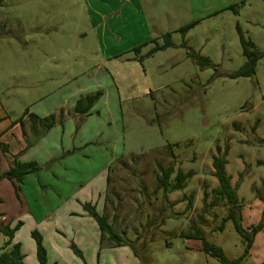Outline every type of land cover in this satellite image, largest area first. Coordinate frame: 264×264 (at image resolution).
<instances>
[{"label": "rangeland", "instance_id": "rangeland-1", "mask_svg": "<svg viewBox=\"0 0 264 264\" xmlns=\"http://www.w3.org/2000/svg\"><path fill=\"white\" fill-rule=\"evenodd\" d=\"M239 35L260 57L252 76L230 78L246 62ZM50 110L52 134L70 121V147L31 176L57 175V191L30 194L36 204L24 216L7 196L0 206V229L24 223L28 256L36 227L46 264H221L202 240L242 257L230 206L214 192L217 147L218 156L227 149L236 222L244 232L264 227V0H0V116L30 125L27 114ZM170 167L171 184L179 170L191 177L164 194L157 178ZM46 190L58 207L43 209ZM196 233L202 240L184 236ZM242 264H264V228Z\"/></svg>", "mask_w": 264, "mask_h": 264}, {"label": "trees", "instance_id": "trees-1", "mask_svg": "<svg viewBox=\"0 0 264 264\" xmlns=\"http://www.w3.org/2000/svg\"><path fill=\"white\" fill-rule=\"evenodd\" d=\"M192 25L186 26L182 28V31H185L189 28H191ZM166 37H168L166 35ZM240 44L243 49V55L246 58L245 64L236 72H233L228 75L230 78H240V77H250L254 74L256 62L259 59V54H257L254 51V48L250 42H247L242 35H239ZM192 59L195 60L198 64H202L203 66H207L209 63L206 59H198L194 54L191 55ZM98 94H96L93 97H87L86 106L82 110V105H80V102L76 105L75 110L85 112L87 111L95 99H97ZM26 115V113H25ZM35 117L31 116L29 119L32 121ZM21 120H17L13 123H21ZM47 121L45 119L44 121H40L39 123L43 124ZM48 126L50 124H45ZM3 150L6 151L5 148ZM217 155L212 157V169H213V177L217 180L218 188L214 191L215 194L221 198L222 200L226 201V204L230 206L227 219L233 220L235 224V230L236 232L242 237V239L245 241V254L237 258L235 260H229L225 257L223 254L221 248L209 244L206 241L202 240L201 237L196 234H188L184 235L186 238H194V239H201L202 240V249L201 251L204 252L206 255H209L212 258L217 259L221 264H242L243 260L245 259V256L248 254L249 249L251 248V245L253 243V240L255 236L263 230V224L260 222L258 225L252 227L249 232H244L240 225L235 220V206L237 203V194L236 189L231 185V179L226 174V153H222V156H218V154H221V150L219 147L216 148ZM42 168L41 166L37 165L36 163H27V164H14L6 173L0 175V181L3 179L8 180L12 183L15 192L17 194V185L22 183V181L28 176L29 174H36L38 171H40ZM173 174V168L170 167L166 171L161 172V176L157 178L158 182V188L162 189L165 193H171L173 191L181 190L183 189L186 181L191 177V173H183L182 171H178L173 183L171 184L169 182L171 176ZM191 204L188 205V208H190ZM89 215L96 221L99 230L101 234H107L108 238L111 241H115V246H121L122 240L120 236L114 232V230L111 228V226L107 223V220L105 216H100L96 213L94 208L89 206ZM264 215V212L262 213ZM22 226V223H18L13 228L4 227L0 229V233H2L5 237H7V241L4 244V249L10 247L7 252H3L0 254V264H22L23 255L20 252V245L19 244H13V236L14 233ZM31 238L33 239L35 243V249H36V258L38 264H46V251L42 245V238L40 234L37 231H32L30 233Z\"/></svg>", "mask_w": 264, "mask_h": 264}, {"label": "crops", "instance_id": "crops-1", "mask_svg": "<svg viewBox=\"0 0 264 264\" xmlns=\"http://www.w3.org/2000/svg\"><path fill=\"white\" fill-rule=\"evenodd\" d=\"M26 116L28 118H30L31 116L35 117L32 121L30 120L31 121L30 125L24 117L20 119L21 123H17L13 125V123L15 122L13 121L11 123H8L7 125L6 123L7 116H0V175L6 173L14 164L36 163L39 166L45 165L54 155L56 156L61 155L59 149L60 145H62L63 150H67L70 147V146H66L65 143V141L67 142V140L68 143H70L72 139V126L70 125V121L66 122L63 118L60 119L63 120L62 122L63 130L62 132H60V130L58 129L59 127H57L58 135L57 134L54 135L52 134L54 128L51 129L52 123L48 127L43 123H39L40 121L42 120L44 121L45 119L55 120V117L52 114V110H50L48 113H43V114L39 113L34 115L30 113L27 114ZM60 137L62 140H60ZM3 148H5L6 151L3 150ZM31 175L32 174L26 176V178L22 181V183L17 185L18 188L17 194L11 182H9L6 179L1 180L0 206L5 205V196H7V207L11 208L16 213L17 216L18 215L24 216L25 213L22 212L24 208L23 206H27V205L30 206L36 204V202H30V198H29L30 194L37 195L36 197L38 198L41 192H44L45 194V191L41 189L43 188L45 189V187L47 186L51 187L55 192L57 191L54 186V183L57 179V175L55 174H52L51 176L45 175V178H41V175L38 176L37 174V177L35 179ZM27 183L30 186L25 187ZM46 191H47L45 197L46 206H42L43 209L51 210L58 207L60 203L57 196L49 190ZM38 207L39 208L41 207L40 204H38ZM38 211L40 210L35 209L34 212H38ZM2 215L5 214L2 213ZM41 219H44L43 215ZM18 223H21V221H18L16 224H14L13 227L16 226ZM23 224L14 233L12 243L20 245V252L23 255L22 264H28L32 262V260L34 262V257H36V249L34 245V249L31 252V256H28L26 254V251L24 250V245L20 240ZM34 230L36 231L37 228L34 227V229L30 230L29 233H31ZM3 242H4L3 244H5L6 242L5 238ZM9 248L10 247L5 248L4 252L5 251L7 252ZM51 248H52L51 252L53 256H55V260L57 258L59 259L61 253L60 251L57 250L58 249L57 246H55L56 249H53L54 245ZM1 253L2 252H0V254ZM28 257H31L32 259H29ZM55 263L56 262H54V264Z\"/></svg>", "mask_w": 264, "mask_h": 264}]
</instances>
